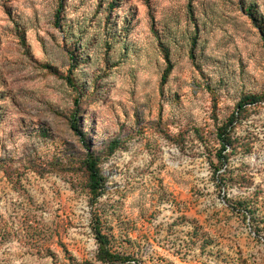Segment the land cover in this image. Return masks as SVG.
Wrapping results in <instances>:
<instances>
[{
    "label": "rangeland",
    "instance_id": "rangeland-1",
    "mask_svg": "<svg viewBox=\"0 0 264 264\" xmlns=\"http://www.w3.org/2000/svg\"><path fill=\"white\" fill-rule=\"evenodd\" d=\"M0 264H264V0H0Z\"/></svg>",
    "mask_w": 264,
    "mask_h": 264
},
{
    "label": "trees",
    "instance_id": "trees-1",
    "mask_svg": "<svg viewBox=\"0 0 264 264\" xmlns=\"http://www.w3.org/2000/svg\"><path fill=\"white\" fill-rule=\"evenodd\" d=\"M67 80L71 82V77H68ZM261 100V96H255V95H250L244 97L241 102L238 104V111L234 112L230 117L228 122L219 128L218 130V140L220 143V150L217 153L218 160L221 162V164L224 165V163L228 162L229 159V148L232 147L233 151H235L236 146H238V142L236 140L231 139V131L232 127L236 123L237 120H239L240 117L243 116V114L246 112V107L250 105H256L258 104ZM78 115L79 112H75L73 115V125L72 129L81 137V139L84 141V135L82 131L79 129V126L77 124L78 122ZM87 166H88V172L90 173V182L92 186V190L95 194H99L100 189L102 188V182H103V176L101 174V171L98 166V161L94 157L91 151L88 152L87 154ZM97 230V229H96ZM257 232H260V230ZM98 240L100 241L101 244V253H99V257L102 261L107 262V261H113L114 259H117V256L109 253L107 249H105L104 246V239L103 236L99 235L97 236Z\"/></svg>",
    "mask_w": 264,
    "mask_h": 264
}]
</instances>
